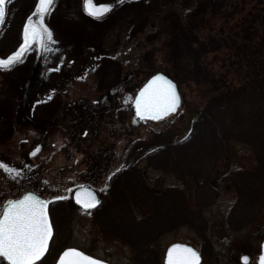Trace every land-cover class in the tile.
Segmentation results:
<instances>
[{
  "label": "rangeland",
  "instance_id": "374dc122",
  "mask_svg": "<svg viewBox=\"0 0 264 264\" xmlns=\"http://www.w3.org/2000/svg\"><path fill=\"white\" fill-rule=\"evenodd\" d=\"M37 2L10 0L6 5L7 13L0 27L1 58H7L22 44L23 27ZM248 2L124 0L122 4L116 3L102 19H95L82 12L80 3L78 5L75 0H55L54 9L45 17V23L53 32V40L46 50L52 49L49 56L54 53L34 86L26 118L23 117L22 98L38 44H31L10 68H0V160L21 170L27 162L35 172L36 191L49 200L52 196L62 197L51 200L54 203L51 211L54 235L48 255L38 264H54L67 247L80 248L113 264H142L137 257V247L109 233L111 230L104 219L106 215L117 217L118 228L134 239L150 237L152 231L147 220H136L127 228V215L123 213L128 210L143 217V213L151 212V208H146L149 199H131V207L125 209L128 200L123 205L112 198L111 185L107 181V188L98 187L99 207L84 209L73 200V191L85 184L87 177L84 158L92 153L91 156L107 166L106 156L102 159L96 156L99 151L105 152V144L115 147L119 158L114 168L115 186L129 172L135 174L136 180H141L140 187L158 192L178 188L191 203L202 208L206 223L204 232L193 225L182 224L149 240L160 264H165L166 249L176 241L198 248L202 254L199 264H258L264 240V175L261 174L264 163L259 161L258 165L253 146L231 141L217 163L204 159L203 164L186 165L190 169L202 168L199 175L203 184L199 187L191 174L184 173L187 170L184 164L182 169L174 163L167 168L155 167L144 158L153 147L185 137L206 102L197 90L182 83L183 77L174 70L172 57L180 46L178 41L189 37L177 24L189 23L191 15H196L198 22L200 12L206 11V16H211L226 4L227 7L241 6L247 11ZM164 29L172 35L169 37L178 40L170 47L168 36L160 31ZM115 62L119 64L115 66ZM157 71L169 74L178 82L184 94L183 103L178 111L164 119L133 121L135 110L128 95L134 96L143 82ZM124 79L127 82L122 88ZM118 86L121 95L110 97L107 109L88 123L86 103L98 104ZM32 119L39 123H32ZM42 123L46 126H41ZM38 143L43 144L42 150L30 157L29 152ZM258 166L259 191H256L249 187L248 180L250 171ZM10 174L8 172L7 180L0 177V202L20 196L21 186L11 181ZM181 206L175 202L165 209L164 204H160L155 217L169 215L167 211L173 213ZM168 224L173 221L169 219ZM243 254H249L250 261L243 262Z\"/></svg>",
  "mask_w": 264,
  "mask_h": 264
},
{
  "label": "trees",
  "instance_id": "16d2710c",
  "mask_svg": "<svg viewBox=\"0 0 264 264\" xmlns=\"http://www.w3.org/2000/svg\"><path fill=\"white\" fill-rule=\"evenodd\" d=\"M248 4L247 11L241 6L227 7L226 4L211 16H206V11L200 12L198 22L196 15H191L189 23L177 24L188 32L189 37L184 40L178 41L169 37L168 30H160L168 36L169 47L175 44V40L180 45L172 60L175 72L183 77L182 83L197 90L206 102L185 137L153 147L144 155L153 166L167 168L174 163L182 169L189 163L203 164L204 159H213L217 163L231 141L253 146L258 165L259 161L264 163V0H249ZM236 15L239 17L235 18ZM199 171H202L200 166L194 169L187 167L184 171L193 176L198 187L203 184ZM250 173L248 182L252 185L248 183L249 187L259 191V166ZM261 174L264 175V172ZM134 176L127 172L124 181L121 178L116 186L114 180H109L111 195L123 205L128 200L125 209L129 208L131 199H149L146 208H151V212L143 213V217H138L133 211L123 213L127 215V228L136 220H147L152 235L134 239L118 228L117 217L106 215L104 221L111 230H108L109 233L117 234L137 247V257L142 264H160L154 245L151 246L149 240H155L168 228L182 224L193 225L201 233L204 232L206 223L202 208L191 203L178 188L158 192L140 187L141 180H136ZM106 184L107 181L102 182V186ZM175 202L181 203V208H176L173 213L166 210L169 215L155 217L160 204L167 209ZM169 219L173 224H168Z\"/></svg>",
  "mask_w": 264,
  "mask_h": 264
},
{
  "label": "snow or ice",
  "instance_id": "6c2138e0",
  "mask_svg": "<svg viewBox=\"0 0 264 264\" xmlns=\"http://www.w3.org/2000/svg\"><path fill=\"white\" fill-rule=\"evenodd\" d=\"M10 0H0V23L4 21L7 13L6 5ZM124 0H116L122 4ZM55 0H38L35 11L27 17L23 27L24 42L19 51L13 52L7 58H0V68H10L20 58L22 53L33 43L41 49L47 48L53 40V32L45 17L54 9ZM83 11L97 19L114 8L113 3L97 5L95 0H82ZM180 104V93L176 84L162 73L152 77L140 94L135 98L136 114L138 116L151 115L160 119L170 112H175ZM34 154V153H33ZM0 167L14 174H22V170L9 166L0 160ZM124 167V165H121ZM15 178V177H14ZM107 188V185H105ZM86 196L82 197L77 191L76 199L85 208H93L100 203L95 191L84 190ZM62 197L52 196L51 200ZM49 200L43 199L34 191H25L19 198H9L0 208V264H35L47 252L49 239L52 235L47 206ZM182 248L181 253L175 254L173 249ZM245 260L248 257H244ZM199 253L190 247L173 245L168 250L167 264H196ZM58 264H104L103 261L85 255L78 249H66L59 257ZM260 264H264V253L260 256Z\"/></svg>",
  "mask_w": 264,
  "mask_h": 264
},
{
  "label": "flooded vegetation",
  "instance_id": "af4514ba",
  "mask_svg": "<svg viewBox=\"0 0 264 264\" xmlns=\"http://www.w3.org/2000/svg\"><path fill=\"white\" fill-rule=\"evenodd\" d=\"M76 2H77V4L79 5V3H80V8H81V10H82V12H84L83 11V6H82V0H75ZM96 2H103L104 0H95ZM112 11V10H111ZM85 14H87L88 16H90L88 13H86V12H84ZM109 13V12H108ZM107 13V14H108ZM106 14V15H107ZM105 16V15H104ZM103 16V17H104ZM90 17H92V16H90ZM93 18H95V17H93ZM95 19H97V18H95ZM3 26V23H2V25H1V27ZM128 38L129 39H131L132 38V35H129L128 36ZM32 53H34L35 54V51H33ZM38 54V53H37ZM36 58H37V55H36ZM35 62V61H34ZM115 66H117L119 63L118 62H115V63H113ZM130 78V77H129ZM128 78V79H129ZM126 82H127V79H124V81L121 83V85L123 86L122 88H124L125 86H126ZM121 88L118 86V87H116V90H113V91H111L109 94H106V95H104L102 98H101V101L98 103V104H87L86 103V105L89 107V108H87V110H88V116H87V122L88 123H91V121L92 120H94V118H95V115H98L99 113H103V110H106L107 109V107L109 106V104H108V102H107V100L110 98V97H114V96H118V95H121ZM124 96H127V95H124ZM128 98H132V96H129L128 95ZM128 98H126V99H128ZM104 102H106V104H104ZM101 116H102V114H101ZM24 118H26V117H24ZM32 121V123H39V121H35L34 119H32L31 120ZM134 121V120H133ZM96 123V122H95ZM41 126H43V127H45L46 126V123L45 124H43L42 123V125ZM96 132H98V131H96ZM85 134H88L87 132L85 133ZM93 138V137H92ZM89 140H91V138L89 139ZM42 144V143H41ZM114 146V145H113ZM112 146V147H113ZM42 147H43V144H42ZM105 152H103V151H99L98 153H97V157H99V159H102V157H105L106 156V158L104 159L105 161H106V167H104V165H103V163H102V161L101 162H98L97 160H98V158H96V157H94V156H91V155H93L92 153L91 154H89V156L90 157H85L84 159H85V162H86V172H84L85 173V175H87V177H85V184H83V185H85V186H89V187H91V188H93L96 192H97V194H98V197H99V191H98V187H101V188H103L102 187V182L103 181H109V180H114V178H115V169L114 168H116V163H117V161H119V158H117V156H116V150H115V147H113V148H109L108 146H107V144H105ZM41 150H42V148H41ZM66 155V154H65ZM90 160H92V161H90ZM89 161H90V163H89ZM22 167H24V170H22V174H14V173H12V174H10V176L12 177L11 178V181L13 182L14 181V183H17L18 185H20L21 186V193H20V195L21 194H23L25 191H27V190H35L36 191V189H35V181H37V179H36V176H35V172H34V169H33V166L32 165H30V164H28L27 162L25 163V164H23L22 165ZM131 167H129L128 169H130ZM117 169H118V167H117ZM105 171V172H104ZM111 171V172H110ZM104 172V173H103ZM7 174H8V172L6 171V170H3L1 167H0V177H2L3 179L4 178H6V180H7ZM119 175V174H118ZM117 174H116V176H118ZM15 177V178H14ZM1 178V179H2ZM34 183V184H33ZM83 185H80V186H83ZM79 186V187H80ZM78 188V187H77ZM75 190H76V188H75ZM74 190V191H75ZM74 191H73V200H74V202L75 203H77V204H79L75 199H74ZM40 194V193H39ZM43 196V195H42ZM44 197V196H43ZM8 200V199H7ZM47 200H49V199H47ZM99 200H100V198H99ZM6 201V200H5ZM5 201L3 200V201H1L0 202V208H2L3 207V205H4V203H5ZM80 205V204H79ZM99 205H100V203L99 204H97L95 207H93V208H97V207H99ZM82 208H84V209H92V208H85V207H83L82 205H80ZM52 207H54V203L51 201V200H49V211H50V216H51V211H52ZM51 220H52V217H51ZM52 224H53V220H52ZM53 228H54V224H53ZM54 235V234H53ZM52 239H53V237H52ZM52 239H51V241H50V243H49V247H48V250H47V252L45 253V255L43 256V258L41 259V260H39L38 262H36L35 264H38V263H40L43 259H45V257L48 255V252H49V250H50V246H51V243H52Z\"/></svg>",
  "mask_w": 264,
  "mask_h": 264
},
{
  "label": "water",
  "instance_id": "95a60500",
  "mask_svg": "<svg viewBox=\"0 0 264 264\" xmlns=\"http://www.w3.org/2000/svg\"><path fill=\"white\" fill-rule=\"evenodd\" d=\"M95 3H96L97 5H99V4H105V3H113L114 5H116V0H112V1H103V2H96V1H95ZM114 7H115V6H114ZM34 11H35V9L33 10V12H32L30 15H32V14L34 13ZM30 15H29V16H30ZM1 25H2V23H0V27H1ZM23 42H24V40H23ZM23 42H22V43H23ZM19 48H20V45L17 47V49H16L15 51H16V52L19 51ZM37 50H38L37 58L35 59L34 65H33L32 69H31V71H30L29 78H28V80H27V82H26V85H25V91H24V93H23V98H22V104H23V109H22V110H23V117H27L26 112H28V110H29V106H30V102H31V96H32L31 94H32V92H33L34 86H35L36 82L39 81V78L42 77V75H43V73H44V71H45V68H46L47 64L50 62L51 57H52V55H53V53H54V52H52L51 55L49 56L50 51H52V49H49V50H46V48L41 49V48L39 47V45H38V47H37ZM15 51H14V52H15ZM22 54H23V53H22ZM21 56H22V55H21ZM42 56H44V57H43V59L41 60V57H42ZM0 58H1V57H0ZM157 73H162L163 75L167 76L170 80H172V81L176 84V86H177V91L180 93V104H179V106L177 107V110H176V111H178L179 107H180L181 104L183 103V97H184V96H183V94H182V92H181V90H180V87H179L178 82H177L174 78H172L170 75H168L167 73H165V72H163V71H157V72L151 74V75L145 80V82L139 87V89L137 90V93H136L135 96L133 97V105H134V109H135V116H137V117H139V118H141V119H143V120H145V119H154V118H153L151 115H145V116H143V118H142L141 116H138V115L136 114L135 98L139 96V94H140V89L144 88V86L147 85L148 82L152 79V77H153L154 75H156ZM35 75L37 76V78L35 77ZM176 111H175V112H176ZM175 112H170V113H168V114L165 115V116H161L160 119H163V118H165V117H167V116H169L170 114L175 113ZM154 120H159V119H154ZM41 148H42V144H41V143H38V144H37V145H36V146H35V147L29 152L30 157H34L35 155H37V154L41 151ZM33 153H34V154H33ZM6 163H7V162H6ZM1 168L4 169L3 167H1ZM4 170H5V169H4ZM7 172H8V171H7ZM86 189H92L93 191H95L93 188H91V187H89V186H85V185L80 186V187L76 188V190L74 191V199L77 201V199H76V193H77V191H80V192H81V196H82V197H85V196H86V192H85L84 190H86ZM27 191H34L35 193H37L38 195H40L43 199H45L41 194H39V193H38L37 191H35V190H27ZM95 193H96V195H97V197H98V194H97L96 191H95ZM22 195H23V194H21L20 196H22ZM20 196H19V197H20ZM19 197H17V198H19ZM98 198H99V197H98ZM46 200H47V199H46ZM77 202H78V201H77ZM78 203H79V202H78ZM79 204L82 205V206L84 207L83 204H81V203H79ZM47 212H48V217H49L50 223H51V225H52V230H53V231H52V235H51V237H50V239H49V243H50L51 238H52L53 233H54V229H53V224H52L51 217H50V212H49V203H48V206H47ZM173 245L187 246V247H190V248L195 249V250L199 253V260L196 262V264L201 263V261H202V254H201V252H200L195 246H193L192 244L187 243V242L176 241V242L171 243V244L167 247V249H166L165 257H164V263H165V264H167V260H168V250H169L170 248H173ZM48 247H49V246H48ZM69 248H75V249H78V250H80L81 252H83L85 255L92 256V257H94L95 259H98V260L103 261L104 264H113V263L108 262L107 260H104V259H101V258L96 257V256H94V255H91V254H89V253H87V252H85V251H83L82 249L77 248V247H67V248H65V249L60 253V255L58 256V258L56 259V261H55L54 264H58V260H59V257L61 256V254H63V252H64L66 249H69ZM182 251H183L182 248H175V249H173L174 255H175V254H178V253H181ZM262 253H264V240H263V242H262L261 253H260L259 258H258V263H259V264H260V256H261ZM244 257H248V259L245 260ZM42 258H43V257H42ZM42 258H41V259H42ZM250 259H251V256H250L249 254H243V255L241 256V260H242L243 262H248V261H250ZM36 262H38V261H36ZM36 262H35V263H36Z\"/></svg>",
  "mask_w": 264,
  "mask_h": 264
}]
</instances>
